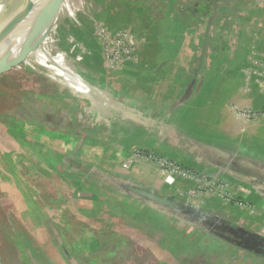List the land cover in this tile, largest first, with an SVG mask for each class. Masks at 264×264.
Instances as JSON below:
<instances>
[{
  "label": "rangeland",
  "instance_id": "rangeland-1",
  "mask_svg": "<svg viewBox=\"0 0 264 264\" xmlns=\"http://www.w3.org/2000/svg\"><path fill=\"white\" fill-rule=\"evenodd\" d=\"M21 3L0 0V12ZM171 3L173 0H49L38 15L0 39V90L22 92L31 99L23 103L25 118H14L12 124L0 120V264H180L176 253L196 247L193 240L171 239L169 231V241L164 240L159 221L145 217L146 206L140 200L118 195L111 190L113 185H90L86 175L65 172L55 157L46 156L49 149L89 169L101 168L131 186L232 218L264 234V202L256 187L217 166L191 160L198 152L196 146L208 142L238 149L242 155H234L237 161L250 156L264 167V148L257 147H264V108L252 110L244 100L253 87L264 91V0H220L204 16L206 24L189 17L186 24L173 22ZM205 29L207 35L202 33L198 42L192 32ZM4 39L13 49L4 45ZM202 41L203 47L199 45ZM199 55L201 62L191 65ZM139 64L145 65L144 70L159 68L171 76L169 83L165 78L146 82L149 87L162 82L170 100L175 95L171 101L166 97L165 107L155 108V99L138 105L136 93L120 92L116 87L112 91L105 84L122 77L123 66L136 71ZM61 65L76 78L57 73ZM180 69L188 71L182 76L193 77L192 82L175 78L173 73ZM142 74L126 76L137 80ZM98 82L103 84L100 89ZM228 83L234 89L226 103L228 138L223 144L221 134L205 135L197 121L207 111L201 93L212 96ZM112 93L119 101L150 114L157 129L150 135L153 142L131 144L130 153L117 155V146L107 132L57 129L46 121L47 129L42 128L41 119L47 120L46 112L58 105L73 107L79 100L77 107L87 108L84 111L89 113L96 110V101L104 107L112 98L106 94ZM209 107L210 113L217 114L216 103L211 100ZM68 110L72 116L77 111ZM190 110L195 112L197 124L191 125ZM209 116V123L217 125L219 116ZM73 118L76 125L98 124L91 116ZM64 122H72L70 115ZM123 125L114 118L110 126H119L120 135ZM159 131L169 137L161 145ZM116 139L119 145L129 142ZM159 159L164 163H157ZM98 199L104 201L102 206ZM113 203L138 212L137 223H121L113 216L107 219L106 205ZM165 220L182 229V234H192L193 228L187 224ZM209 237L203 241L212 239ZM210 244L208 241L204 247ZM216 246L219 252L210 256L234 260L230 264H259L242 249L221 241Z\"/></svg>",
  "mask_w": 264,
  "mask_h": 264
},
{
  "label": "crops",
  "instance_id": "crops-1",
  "mask_svg": "<svg viewBox=\"0 0 264 264\" xmlns=\"http://www.w3.org/2000/svg\"><path fill=\"white\" fill-rule=\"evenodd\" d=\"M139 65L140 66L136 69V71H135V69L132 70V68H130L128 66H123V68L121 70L122 74H120V76L122 75V77H120L119 79L112 78L110 80H107L105 84L108 83V85L110 86L112 91H113V88L115 89V87H116L117 89H119L120 92L129 91L131 93H136L137 97H138L137 101H139V103L137 102L138 105L145 106V104L142 103L143 101H146L147 99H155L154 100L156 102L155 108L159 107L156 105H160V108L165 107L166 100H167V98H168V100H170V97H167V94L164 92L165 88L162 85L163 83L160 82L159 86L153 85L152 87H149V85H147L146 82L147 81H155V80H158V78H163V79L165 78L164 80L167 83H169L172 80L171 76H169L165 72L162 73V71L159 68L156 70L150 71V70H144L145 65H143V64H139ZM134 68H136V67H134ZM135 72H138L140 74L143 72L142 77L138 78L137 80L128 79V77L126 75L127 74H133ZM162 74H164V77L162 76ZM157 76H159V77H157ZM175 78L177 80L183 82V83L187 82L186 79H188L185 77L180 78L177 76H175ZM141 81H145V82L143 83ZM190 82H192V81H190ZM98 83H97L98 84L97 87L99 89L101 87H103V84H101L100 82H98ZM231 85H232V83H228V84H225V86H223V87L220 86L217 90V93L213 94L212 96L210 93L206 94V92H204V91L201 93V100L202 101L204 100L203 102H205V103L203 106H204V108L206 107L207 111H205L203 108L202 109V110H204V111H202L203 116L201 115L202 116L201 119L197 121L198 124H200L199 129L201 131L205 132V135H209V134H213V133L221 134V136H219V137L224 138L223 144L226 143V139L228 138V136L226 135L227 128H226V114H225L226 112L225 111H226V106H227L226 103L230 100V97H232L231 93L233 92V89H234V88H232ZM234 85H235V82H234ZM259 85H261V84H259ZM260 89L261 88L259 86L256 88L253 87L250 89L251 91L249 92V94L246 95L244 100H245V102L247 101L246 105L248 108H250L252 110L264 108V91H262ZM106 95H107V97H112V98L107 99V101L108 102L110 101L111 103L106 102L104 107L102 105H101L102 107H99V105L96 101V103H94L96 106V110L94 109V111H89V113L91 114V119L98 123V125L96 124L95 127L97 126V128H101L99 126V124L101 125L103 123H106V126H102V128L105 129V132H107L108 135H111V137L109 138V139H111L110 141L112 143H114L115 146H117L116 151L118 153H116V154L120 155L119 153H121V152H124V153L129 152L130 153L129 147L131 146V144L137 143L140 145H144V144H146L147 141L149 142V144L151 142H153L150 135H151V133H155L157 131V129L154 128V122L150 118V116H149L150 114L146 113L145 111L141 110L140 108H138L136 106L129 104L128 102L119 101L118 99H116L114 97L115 95H113V93L112 94H106ZM174 96H173V98H174ZM92 98H94V95L92 96ZM92 98H90L91 99L90 101L94 102L92 100ZM235 98H236V96H235ZM211 100L214 103H216V107H215L216 109L215 108H213V109L215 111H217V114L215 112H212V113H213L214 117L219 116V118H220L218 120L217 125H215V126L213 124L214 122L209 123L211 121L210 120L211 116H209V115L212 114V113H210V110H209L210 109L209 103ZM92 102L90 103V106H93ZM239 103L242 104V101H240ZM67 109H68L67 107H64V108L57 107L56 109H53L51 112H49V111L46 112V116L55 115V116H57V117L59 116L61 118L66 114L64 112L67 111ZM75 110H77V111H75L76 115L73 114V116L71 115V113L68 112L69 110L67 111V113H68V115H70L71 121H72L69 124L76 125L77 122H73V121H75V119L73 117H75L76 120H79L82 117V114H83L82 111L85 112L84 110H87V108H85V109L83 108V110H80L78 108ZM191 111L192 110L188 111L189 112L188 114L191 115L189 121H190L191 125H194V124H197V122L193 118L195 115V112L191 113ZM92 112H95V113H92ZM84 115H85V113H84ZM232 116L233 115H231V117ZM186 117H187V115H186ZM114 118H118L124 124L122 126V130H120V133H119L120 135L117 134L119 132V130L117 129L119 126H117V127L116 126H113V127L110 126L111 122H113ZM236 121H239V120H236ZM187 122H188V119L185 120V122H183V124H185ZM57 123H58L56 125L57 129L62 128L64 126H65V128H67L66 123L64 121L61 120ZM76 126H78V125H76ZM76 126H74V127H76ZM73 131H76V130L74 129ZM159 134H160V131H159ZM120 137L129 139L128 140L129 142L128 143L126 142L122 145L115 143L117 141L116 138H120ZM147 137H150V139H148ZM166 138L167 139L169 138L167 134H160V139H159L160 143L158 142L159 145H161L162 142L167 141ZM229 141H230V139H229ZM119 142H123V141H119ZM198 142H199V140H198ZM219 144H222V143H219ZM170 147L174 148V149H176V147L178 148V146L174 147L173 145H170ZM257 147L260 149L264 148V147H262V145L261 146L257 145ZM192 149H194V148L192 147ZM195 150H196V152L197 151L198 152L196 153V155L194 157H192L191 160H193V161L205 162V163L213 165L212 161L210 159L207 160L208 157H211L213 159H217V160H219V162L222 161V158L226 159V157H227V158L232 160V163L235 164V166H240L242 164H249L252 167L254 166L256 169H258V171L264 177V167L261 166L259 163H257L255 160L251 159L250 156L248 158L244 157L243 159H241V161H237V158H235L234 155H238V154L242 155L238 149L237 150H234V149L230 150L225 145L214 146V145H210V143L207 142V143L198 144L196 146ZM232 175L237 176L238 178H240V180L245 181L246 184L251 185L249 183V177L245 176L243 173L239 172L237 169L235 170V172L232 173ZM254 178L255 177H253V179ZM261 182H264V180L261 179ZM251 186H253V185H251ZM255 191L260 194V196L262 197L261 200L264 202V194L261 193L260 191H258L257 188ZM245 229H247L249 231H253V230L248 229V228H245ZM262 235H264V234H262ZM255 255L260 256L262 259H264V256H262V255H259L256 253H255Z\"/></svg>",
  "mask_w": 264,
  "mask_h": 264
},
{
  "label": "trees",
  "instance_id": "trees-1",
  "mask_svg": "<svg viewBox=\"0 0 264 264\" xmlns=\"http://www.w3.org/2000/svg\"><path fill=\"white\" fill-rule=\"evenodd\" d=\"M218 2H220V0H192L188 3H186V2L185 3L184 2L179 3L178 0L177 1L175 0V2H174V0H173V3H171L170 7H169V10L174 11L172 21L177 22L178 24H181L182 22H184L186 24L188 22L186 17H189L188 20H195L199 24H201V23L206 24L205 21H207V19H205L204 16H206L208 14L211 7H213V6L216 7L218 5L217 4ZM231 19L229 18L228 22L233 23L232 22L233 20H231ZM171 28L174 29L175 27H171ZM206 30L207 29H205L204 32H203V30L202 31L199 30V31H197L196 34H194L192 32V36L196 35L197 41L199 42V40H201V38H202L201 37L202 33L205 36L207 35ZM181 35L184 36L185 34L183 32H181ZM192 43H195L194 37L192 38ZM4 45L7 48L13 49L11 47V43H9V41L7 39H4ZM199 45H201V47H203L202 46L203 41ZM167 48H169V47H167ZM30 54H31V52H30ZM200 56L201 55L194 58L193 62H191V65L194 64L195 62L196 63L201 62ZM178 72L179 73L181 72L182 74L174 73L175 76L182 78L183 77L182 75L183 74L187 75L185 72H188V71L185 69L184 70L180 69ZM192 80H193V77H188V79H186L187 82H190ZM27 96H28L27 94H22V92H18V91H12V90L1 91L0 90V120L4 123L10 122L12 124V123H14V120H15L14 118H21V117L25 118L26 117V116H24L25 113L21 112V111L24 109L23 103L24 102L26 103L27 100H28V103H30V101H31L30 98L26 99ZM77 101H78L77 104L79 105V100H77ZM75 103L74 102L72 103L74 105L73 107H68V106H66V107L68 109H70V108L78 109L79 106L77 107V104H75ZM57 107H61V105H58ZM68 109H67V111H68ZM67 111L64 112L66 114L63 117H66V115H68ZM84 113H85V116H84ZM84 113L82 114V117L83 116L86 117L85 119H88L91 116L89 113H86V112H84ZM63 117L60 118L59 116L57 117L55 115H53V116L51 115V117L47 116V120L41 119V121L44 124L42 128L47 129L48 126H46V123H48V125H50V127H51V125L53 127L56 126L58 124L57 122H59L61 120L64 121ZM57 118H59V119H57ZM45 121H46V123H45ZM74 126H76V125H73V124H67L66 125V127L68 129H70L71 131H73L75 129L76 131L80 130V132L82 131L84 133H86V132L88 133L89 131H92V130H96V132H100V131L105 132V129H103L102 126H106V123H103L101 125L99 124V126L101 128H97V126L95 127V125L88 127V125L82 126L81 124H78V126H76V127H74ZM48 129H50V128H48ZM52 129H54V128H52ZM40 147H42V146L39 145V148ZM47 148H49V147H47ZM46 154H47L46 155L47 157H52V156L55 157V159H57L58 162L62 165L61 167L64 169L65 172L71 173V174L79 173L82 175H86L87 176V180H86L87 184L99 185L98 182H101V184L105 183L107 185V187H110V185H111L109 182H105V180L102 179V178H104V172L105 171H101L100 168L99 169L93 168L91 170V172H88L89 168L85 167L84 164L75 162V160H73V162H75V164H72L68 160L65 159L67 156L60 154L59 152L52 151V149H49L48 153L46 152ZM67 158H69V157H67ZM70 160H72V159H70ZM111 190L116 192L118 195H124L120 191L119 188L118 189L114 188ZM125 195H127L128 199H131L134 202L136 199L140 200L141 203L143 204V206H146L145 208H146L147 213L145 214V217L152 216V220L156 219L157 221H159L160 227L163 228V229H161V231H162V234L164 233V238H163L164 240L169 241V239H168L169 237H168V233H167V231H169V233H171L170 235H172V236H170L171 239H177V238H179L181 240L184 239V243L191 241V240L195 241L196 247L194 248V250H192V251L181 250V252L176 253L175 258L180 264H230V263H233L234 260H232V259H228V260L223 261V259L220 258L219 256H218V258L215 255L210 256L211 253L216 254L217 252H219V249H217L216 245L220 241L227 244L228 247H231V248L233 247L236 249L237 248L242 249V252L248 253L249 257H252L256 261H258L259 264L264 263V259H262L260 256H257V255H255V253L250 252L249 250L243 249L238 245H235V244H233L227 240H224L223 238L219 237L214 232L207 231L203 226L189 222L188 220L184 219L182 216L176 215L172 212H167L164 209L159 210L158 208H155L154 205L150 204L149 202H147L146 200H144L142 198H137V197L129 195V194H125ZM98 200H99V201H97L98 205L102 206V204H104V201L100 200V199H98ZM106 211L108 212L107 215L109 216V218H107V219H110L113 216V217H118L122 221V222L120 221L121 223L133 224V225H134V223H137L135 221V219L138 218L139 213L136 212L135 210L130 209V208H129V210H127L125 207H122V206L120 207V206H117L113 203V204H107L106 205ZM208 212H211V211H208ZM166 218H169L173 221H178V219H179V220L185 222L184 224H187V226L193 228L192 234H190V236L184 235V233L182 234L180 231H183V230L179 229L177 227L168 225L167 221L165 220ZM224 219H226L227 221H230L233 224L235 223L232 218H224ZM116 222H118V221H116ZM208 236H210L209 238H212L213 240L208 239V240H206L207 242L206 241L204 242L203 240ZM208 241H211L212 245L210 244L208 247L207 246L204 247V244L208 243ZM260 259H261V261H259Z\"/></svg>",
  "mask_w": 264,
  "mask_h": 264
},
{
  "label": "water",
  "instance_id": "water-1",
  "mask_svg": "<svg viewBox=\"0 0 264 264\" xmlns=\"http://www.w3.org/2000/svg\"><path fill=\"white\" fill-rule=\"evenodd\" d=\"M48 1L49 0H23L17 8L0 12V39L38 15ZM51 17L53 16L51 15ZM65 159L70 163L75 164L73 160H70L67 157ZM208 159L212 161L214 166L226 170L231 174L237 169L239 172L249 177V183L264 194V182H261V179L264 180V177L254 166L252 167L249 164L235 166L233 165L232 160L227 157L226 159L222 158L221 162L211 157H208L207 160ZM94 168L99 169L95 166ZM92 169L93 168L88 169V172H91ZM101 171L105 170L101 169ZM253 177L255 178L253 179ZM102 179L113 185V188H119L123 194H129L137 198H142L159 210L164 209L167 212H172L176 215L182 216L189 222L203 226L207 231L214 232L224 240L238 245L243 249L264 256V235L262 234L249 231L237 223L233 224L230 221H227L226 219L206 210L190 206L184 202H177L163 196H157L152 192L131 186L123 181L114 179L112 176L108 175V172L106 171L104 172V178ZM178 221L181 220L178 219Z\"/></svg>",
  "mask_w": 264,
  "mask_h": 264
},
{
  "label": "bare ground",
  "instance_id": "bare-ground-1",
  "mask_svg": "<svg viewBox=\"0 0 264 264\" xmlns=\"http://www.w3.org/2000/svg\"><path fill=\"white\" fill-rule=\"evenodd\" d=\"M20 2H22V1L20 0ZM51 62H52V61H51ZM52 66L55 68L56 65H53V64H52L50 67L53 68ZM61 66H62V65H61ZM61 66H58V70H56L57 73H59V74H64L65 76H68L67 73H69V74L71 75V78H72V79L76 78V76H75L74 74H72L71 71H70L68 68H65V67H63V66L61 67ZM81 88L84 89L83 86H81Z\"/></svg>",
  "mask_w": 264,
  "mask_h": 264
},
{
  "label": "built area",
  "instance_id": "built-area-1",
  "mask_svg": "<svg viewBox=\"0 0 264 264\" xmlns=\"http://www.w3.org/2000/svg\"><path fill=\"white\" fill-rule=\"evenodd\" d=\"M157 163H159V164H163V163H164V161H163V160H161V159H159V160H157Z\"/></svg>",
  "mask_w": 264,
  "mask_h": 264
}]
</instances>
